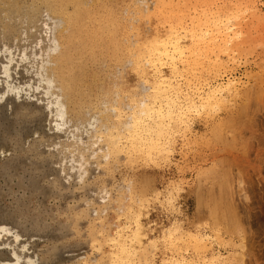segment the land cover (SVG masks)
Returning <instances> with one entry per match:
<instances>
[{
    "label": "rangeland",
    "instance_id": "rangeland-1",
    "mask_svg": "<svg viewBox=\"0 0 264 264\" xmlns=\"http://www.w3.org/2000/svg\"><path fill=\"white\" fill-rule=\"evenodd\" d=\"M77 1L86 5L75 11L70 4L68 16H85L86 31L64 49H72L74 70L84 67L89 94L84 115L70 109L62 131L46 109L59 92L36 88L38 62L23 59L34 49L0 38L3 54L14 51L12 80L23 86L0 99V256L17 250L36 264H119L123 256L129 264H178L182 257L264 264V0ZM163 37H180L184 55L174 66L145 65ZM160 72L174 86L163 84L157 102L179 93L185 103L189 92L200 104L211 88L233 84L187 120L176 116L172 128L155 130L154 142L132 140L126 119L151 91L142 76L156 85ZM115 106L118 125L104 120ZM73 133L99 140L98 158ZM82 152L87 172L79 170Z\"/></svg>",
    "mask_w": 264,
    "mask_h": 264
},
{
    "label": "bare ground",
    "instance_id": "bare-ground-1",
    "mask_svg": "<svg viewBox=\"0 0 264 264\" xmlns=\"http://www.w3.org/2000/svg\"><path fill=\"white\" fill-rule=\"evenodd\" d=\"M84 3L85 2H80L77 0H69V2L67 0H0V38L3 40H13V41L17 40L18 42L17 45L24 43L27 44V46L25 47H29L30 45L31 48L34 49V51L30 55L26 51H24L23 59L27 60L33 58L34 61L33 63L38 62V64H36L37 69H35L36 67H33V69L35 70V72L33 73L37 75L40 82V84L36 88H39L41 83H43L47 95H54L55 93L54 90H57L56 93L59 92L56 96L55 101H50L46 106V109L50 110L51 113L52 114L54 113L56 116L57 120L55 125L58 131H62L63 129L66 128L65 126L69 122L68 118L71 112L70 109L75 110V112H77V114H79L80 116L84 115L85 106L82 105V103L84 102L85 99L84 96H87L89 94V92H86L85 89L87 75L85 73L84 67L78 65L77 68H75L74 70V68L70 66V61H69L70 59H72L71 58L72 49H68V50H66V48L64 49V43L66 45V42L68 44L76 42L75 40L77 36L83 34L86 31L85 29L83 30L82 27V23H83L82 19L85 20V16L78 17V16H72L70 14H69L70 16H68V9L70 4H73V7H75L74 10L79 9L80 11H82V9L80 8H83L84 5H86ZM55 13H60L62 15L58 16L55 15ZM229 19H227L228 22H230ZM42 21L43 23L39 24V22ZM227 28L231 30H235L236 26L233 23L232 25L227 26ZM180 40L182 39H180V37L179 38L177 37L175 40L165 38V39H161V41H158V43L153 47V51L150 53L149 60L145 62V65L156 67L159 66L160 64L169 63V65H171L173 63L172 65L174 66L176 57L177 56L182 57L185 53V49L183 45L180 44L181 43ZM226 43H229V41H226ZM238 45L239 44L235 46L236 48L234 50L237 49ZM226 46H228V44H226ZM2 52L3 50L0 49V78L2 77L6 78L5 79L6 85H4L5 91L3 92L2 95H0V99L5 95H9L10 93H15L19 95L23 89V86L16 85L12 80V69L10 65L14 62L15 59V55L13 53L14 51L11 48H7L5 51L6 53L3 54ZM3 55L5 60L2 58ZM130 63H132L133 67L137 66L136 62L133 63L131 61ZM142 78H143V82L145 83L144 85L145 90L147 91L150 88L151 91L144 92V99L142 100L141 104L138 106V110L139 108L140 110L137 112L133 108H131L133 109V111L126 119L127 122L128 120H130V122L126 127L128 133L130 134L129 136L132 140H136V141L140 135L141 138L143 137L144 139H149V141L154 142L153 135L154 133H156L155 130H157V134H159L162 129V126L166 124L168 126H171L172 128L174 118L176 116H178V119L180 117L181 118L180 120H184L188 118L187 116L190 110L195 109L198 112V110L204 109L208 104L214 103V100L217 98V96L220 93L221 94L224 93L223 91H225L227 88H230L231 84H233V82H228V84L225 86H222L221 84L220 86L211 88L209 91L206 92L207 94L201 95L200 104H198V102L195 99H192L190 97L191 95L190 96L188 95L189 92L186 93L187 94L185 97L186 101L185 99L183 101L185 103L179 101L181 97L179 93H177V97L169 96L167 99V103L166 102L164 103V100L157 102L158 95H156L155 93L158 92V90H160L161 87H163L162 86L163 84L166 85V87L168 88L173 87L174 84L172 79L169 76H166L160 72L159 74L156 75V81L159 83L156 84L157 85L156 86V85H152L153 81L150 80L147 74H144ZM152 87H154L153 90ZM122 88H124L123 84L119 83V85H117L116 90L114 91V95H117ZM77 93L82 94V96L77 99H74L75 98L74 96H77ZM116 97H117L116 100H118L119 97L121 96L118 94ZM152 100H154L153 103ZM109 102L110 99H108L106 106L110 104ZM109 110H110V114H107L104 120L109 119L110 123H112L113 125H118L119 124L118 122L122 117L121 111L119 110L118 106H115L113 108L109 107ZM127 122H124V124H126ZM124 124L123 127H125ZM121 132H122L121 129H119L116 133L120 135ZM113 136L114 134L109 132V136H107V138L109 139L110 142L115 141L114 140L115 138H113ZM73 137L76 139V141L81 142V144H83L84 146L93 147L94 149L92 150L91 155L94 158H98L99 156L98 152L100 148L98 143L99 140L97 142L89 143L83 137H76L75 133H73ZM132 143L133 145H136L135 142ZM118 146L120 147L119 142H118ZM119 147L116 149H119ZM107 155H110V153H107ZM79 161L82 162L79 170L81 171L83 169V172H87V169L83 168L84 162L88 161V158L86 157V154L84 152L81 153V159ZM74 167L75 166H73V168ZM2 228L3 230L10 232V230H8L7 227L2 226ZM116 233L119 232L116 231ZM17 238L18 236H16V239ZM119 238H122V236L119 235ZM112 240H114L117 243L119 242L120 244L119 252H122L123 254L124 252L123 247L125 245L121 242L122 240L117 238ZM1 253L3 255V258L1 256L0 258L4 261L2 264H36V260H34L32 257L27 255L23 256L17 250L2 251ZM23 258L24 259L26 258L24 262H22ZM124 258H125L124 256L121 257L118 263L129 264L126 263V260ZM176 261L178 262V264H190V261H188L184 257Z\"/></svg>",
    "mask_w": 264,
    "mask_h": 264
}]
</instances>
